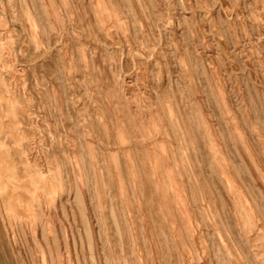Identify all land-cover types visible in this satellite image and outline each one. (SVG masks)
Segmentation results:
<instances>
[{
	"label": "rangeland",
	"instance_id": "obj_1",
	"mask_svg": "<svg viewBox=\"0 0 264 264\" xmlns=\"http://www.w3.org/2000/svg\"><path fill=\"white\" fill-rule=\"evenodd\" d=\"M0 264H264V0H0Z\"/></svg>",
	"mask_w": 264,
	"mask_h": 264
}]
</instances>
